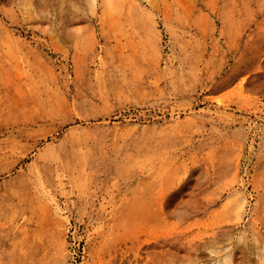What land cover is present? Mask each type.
<instances>
[{
	"label": "rangeland",
	"instance_id": "obj_1",
	"mask_svg": "<svg viewBox=\"0 0 264 264\" xmlns=\"http://www.w3.org/2000/svg\"><path fill=\"white\" fill-rule=\"evenodd\" d=\"M0 264H264V0H0Z\"/></svg>",
	"mask_w": 264,
	"mask_h": 264
}]
</instances>
